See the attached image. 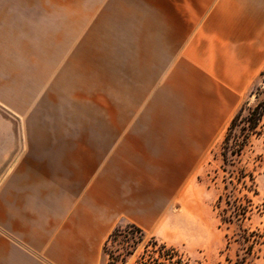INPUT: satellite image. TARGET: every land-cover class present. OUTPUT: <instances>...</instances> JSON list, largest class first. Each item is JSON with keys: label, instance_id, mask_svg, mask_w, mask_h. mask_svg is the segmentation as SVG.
<instances>
[{"label": "crops", "instance_id": "1", "mask_svg": "<svg viewBox=\"0 0 264 264\" xmlns=\"http://www.w3.org/2000/svg\"><path fill=\"white\" fill-rule=\"evenodd\" d=\"M116 2L134 36L119 46L127 72L117 74L100 120L85 122L79 143L53 138L52 180L42 169L43 138L26 152L5 150L7 264H40L45 216L47 232L70 241L103 240L122 224L154 235L173 186H182L172 178L197 174L206 147L260 85L264 0Z\"/></svg>", "mask_w": 264, "mask_h": 264}, {"label": "rangeland", "instance_id": "2", "mask_svg": "<svg viewBox=\"0 0 264 264\" xmlns=\"http://www.w3.org/2000/svg\"><path fill=\"white\" fill-rule=\"evenodd\" d=\"M117 5L116 0H0V264H7L10 258L9 252H3L5 150L11 148L13 155L26 152L36 147V139L43 138L42 169L46 180H52L50 156L58 148L52 145L53 138L66 143L70 137L79 143L88 126L85 122L95 126L100 120L101 106L104 102L107 109L117 74L127 72L126 65L117 64L119 46L134 36L131 26L126 27L131 17L119 18ZM120 50L123 57L125 50ZM103 88L108 92L104 96ZM262 101L264 74L241 105H245L243 116ZM229 124L222 126L213 144L206 147L196 175L172 178L173 184L180 180L182 186L178 190L173 186L171 207L154 235L141 234L138 227L127 224L117 226L126 228L127 238L109 242V251L119 255L111 263L103 248L114 230L103 240L70 241L62 234L47 232L50 217L45 216V252L38 262L157 264V259L160 264H236L243 256L240 230L264 233V161L260 158L264 156V117L257 129L260 134L250 136L235 167L225 165L221 155ZM58 159L63 160L62 156ZM14 163L13 157V167ZM241 169L253 173L256 193L240 191L238 185L235 194H247L254 207L240 225L225 223L217 200L226 192V185L230 190L234 176L230 172ZM51 189L45 185V202L49 204ZM163 245L166 247L161 250ZM170 248L174 252H166ZM256 249L246 264H264V246Z\"/></svg>", "mask_w": 264, "mask_h": 264}, {"label": "trees", "instance_id": "3", "mask_svg": "<svg viewBox=\"0 0 264 264\" xmlns=\"http://www.w3.org/2000/svg\"><path fill=\"white\" fill-rule=\"evenodd\" d=\"M259 89V88H258ZM257 89V90H258ZM245 111V105H243L240 110L232 118L224 139L222 141V160L227 166L235 167L236 160L241 156L243 149L248 144V139L253 134H260L257 129L259 127L262 118L264 117V101L259 102L253 108L247 110V114L243 116ZM264 161V156H260ZM234 175L229 181L230 190L228 185L225 186L226 192L223 193L217 200V208L221 209V221L229 224L240 225L244 220L249 219L250 214L253 209V203L251 198L247 194H242L237 196L235 193L237 191L238 185L247 192L256 193V185L254 181V176L252 172H247L244 169L230 172ZM129 228H136L134 225L127 226ZM139 233H143L141 229L137 228ZM238 233V241L242 244L243 256L238 259L236 264H246L249 257H253L256 254L257 247L264 246V233L258 230L249 231L247 229H241ZM120 238H127V230L117 227L109 235L107 241L104 244V252L109 256L112 261L116 260L119 255L115 256L114 252L109 251V242H116ZM151 243L153 246H157V241L152 238ZM130 247V242L127 241V246ZM165 245L161 246L160 249L164 250ZM155 252V251H154ZM166 252H174V248H170ZM132 254L131 252H127ZM155 263L160 264L158 260Z\"/></svg>", "mask_w": 264, "mask_h": 264}]
</instances>
